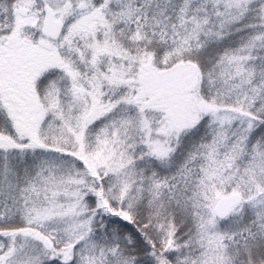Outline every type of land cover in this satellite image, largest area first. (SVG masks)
<instances>
[{
    "label": "snow or ice",
    "instance_id": "6c2138e0",
    "mask_svg": "<svg viewBox=\"0 0 264 264\" xmlns=\"http://www.w3.org/2000/svg\"><path fill=\"white\" fill-rule=\"evenodd\" d=\"M0 264H264V0H0Z\"/></svg>",
    "mask_w": 264,
    "mask_h": 264
}]
</instances>
